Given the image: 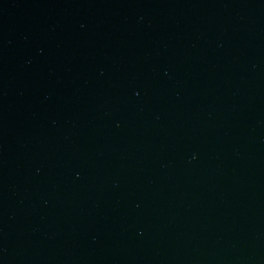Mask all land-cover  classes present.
Instances as JSON below:
<instances>
[{
  "label": "water",
  "instance_id": "1",
  "mask_svg": "<svg viewBox=\"0 0 264 264\" xmlns=\"http://www.w3.org/2000/svg\"><path fill=\"white\" fill-rule=\"evenodd\" d=\"M0 264H264V0H0Z\"/></svg>",
  "mask_w": 264,
  "mask_h": 264
}]
</instances>
